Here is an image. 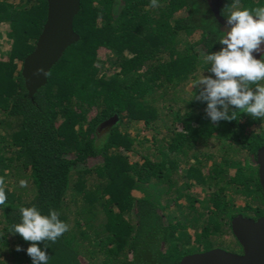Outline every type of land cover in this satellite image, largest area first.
<instances>
[{"label": "trees", "instance_id": "16d2710c", "mask_svg": "<svg viewBox=\"0 0 264 264\" xmlns=\"http://www.w3.org/2000/svg\"><path fill=\"white\" fill-rule=\"evenodd\" d=\"M152 3L80 0L78 41L29 98L22 63L47 3L0 0V179L8 196L0 264H32V242L11 231L20 207L32 205L57 210L69 226L54 243L36 242L49 264H179L225 239L242 254L231 221L264 216L256 164L264 118L207 117L202 86H189L201 73L215 78L204 59L225 47L220 36L230 29L205 0ZM259 6L264 0H223L219 14Z\"/></svg>", "mask_w": 264, "mask_h": 264}, {"label": "clouds", "instance_id": "9594fccd", "mask_svg": "<svg viewBox=\"0 0 264 264\" xmlns=\"http://www.w3.org/2000/svg\"><path fill=\"white\" fill-rule=\"evenodd\" d=\"M152 6H157L153 0ZM230 30L220 36L222 47L207 54L205 69L212 76L202 73L193 85L202 86L198 99L206 102L207 117L213 123L232 121L241 113L254 118H264V55L254 56L264 44V6L230 10L226 15ZM229 106L239 111H230ZM0 179V206L6 205L8 196ZM21 222L13 225L12 232L24 241L32 242L26 249L32 264H49V257L36 242H55L68 231V224L59 218V212L50 209L42 214L35 205L20 207ZM47 247V246H46ZM17 246L16 251H21Z\"/></svg>", "mask_w": 264, "mask_h": 264}, {"label": "water", "instance_id": "95a60500", "mask_svg": "<svg viewBox=\"0 0 264 264\" xmlns=\"http://www.w3.org/2000/svg\"><path fill=\"white\" fill-rule=\"evenodd\" d=\"M47 3L46 22L37 39L34 51L24 59L21 76L28 97L44 87L51 68L60 60L65 50L78 41L73 31V20L80 9V0H44ZM217 22L229 28L227 20L220 17L223 0H205ZM117 122V116L101 123L97 132L108 130ZM258 179L264 195V148L257 151ZM231 232L242 254L212 249L182 258L179 264H264V216L255 220L238 215L231 221Z\"/></svg>", "mask_w": 264, "mask_h": 264}, {"label": "rangeland", "instance_id": "374dc122", "mask_svg": "<svg viewBox=\"0 0 264 264\" xmlns=\"http://www.w3.org/2000/svg\"><path fill=\"white\" fill-rule=\"evenodd\" d=\"M4 45H5L4 41L0 39V51L4 49ZM199 77H200V75L198 76V79H199ZM195 86L196 85L192 86V84H190L189 89L191 90ZM236 205H237V207H239L240 205H243V201L242 200L236 201ZM229 240H230V238H229ZM217 243H219V244L216 245L215 249H220V250L230 252V253H237L238 252V249L236 248V244L232 240L230 241V243H228V239H225L223 241H219ZM199 252L202 253L204 251L200 250Z\"/></svg>", "mask_w": 264, "mask_h": 264}]
</instances>
